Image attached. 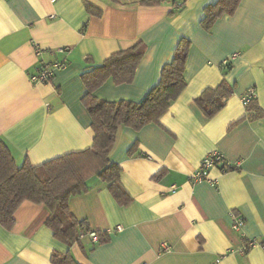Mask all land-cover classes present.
<instances>
[{
  "label": "crops",
  "instance_id": "obj_1",
  "mask_svg": "<svg viewBox=\"0 0 264 264\" xmlns=\"http://www.w3.org/2000/svg\"><path fill=\"white\" fill-rule=\"evenodd\" d=\"M141 1L0 0V140L18 166L92 146L81 79L86 69L142 42L146 52L132 82L109 79L94 91L104 101L140 102L160 82L180 41L190 42L187 85L168 112L159 123L118 131L109 159L122 171L130 202L120 205L96 177L69 200L90 231L109 234L104 241L92 243L85 234L67 246L45 224L49 209L26 201L11 230L0 224V264H53L54 252H70L78 264H264V0H241L209 29L202 24L205 9L218 0ZM87 5L102 14H90ZM67 46L69 55L53 54ZM56 59L67 61L65 69L47 84L30 82L40 60ZM223 81L233 92L207 117L196 99ZM252 88L256 101L246 108L242 96ZM213 151L239 168L215 167L213 183H192ZM232 213L245 220L239 231ZM248 240L256 244L244 250Z\"/></svg>",
  "mask_w": 264,
  "mask_h": 264
},
{
  "label": "trees",
  "instance_id": "obj_2",
  "mask_svg": "<svg viewBox=\"0 0 264 264\" xmlns=\"http://www.w3.org/2000/svg\"><path fill=\"white\" fill-rule=\"evenodd\" d=\"M168 1L142 0L141 3L158 6ZM240 1L218 0L206 7L203 26L209 29L218 18L233 14ZM86 9L92 15L102 14L89 5ZM189 49L190 42L181 40L173 59L163 67L160 82L140 102L104 101L95 97L94 91L109 79L116 85L132 82L146 52L142 42L112 54L100 65L86 69L81 74L88 89L83 103L91 115L95 136L92 146L85 151L69 153L38 166H33L28 160L18 166L7 145L0 140V224L11 230L15 224V212L26 201L44 204L50 211L46 226L56 240L72 246L80 235L90 232V227L87 221H79L72 214L69 200L86 192V183L93 177L107 184L120 205H127L130 197L120 180L122 171L109 159L118 131L122 126L139 130L147 124L159 123L186 88L185 70ZM232 92L223 81L216 89H206L196 99V103L207 117H213L225 105ZM255 101L251 100L246 108ZM97 234L98 243L104 241L105 235H109ZM51 260L53 264H78L70 252H54Z\"/></svg>",
  "mask_w": 264,
  "mask_h": 264
},
{
  "label": "built area",
  "instance_id": "obj_3",
  "mask_svg": "<svg viewBox=\"0 0 264 264\" xmlns=\"http://www.w3.org/2000/svg\"><path fill=\"white\" fill-rule=\"evenodd\" d=\"M182 3H176L174 6L177 10H180L182 8ZM36 51L38 56H42L43 53L45 52L43 49H41L39 46L36 47ZM54 53H60L69 55L71 53V47H62L59 48L56 52ZM67 66V61L66 60H52L50 62H46L43 60H40L39 65L36 67L35 72L30 76V82L34 85H39V84H47L51 81L53 75L55 72L60 71L65 69ZM256 99V93L255 89H249L243 96H242V102L245 107L249 105L251 100ZM215 167L221 168L223 172L227 171H232V170H237L239 168V164H233L230 163L225 159V157L218 151H213L206 155L203 160L200 162L198 168L192 173L190 177V181L192 183H200V182H208V183H213L209 178V171ZM177 188L172 187V191H175ZM232 216V227L235 230H241L244 225H245V220L241 216H238L234 213L231 214ZM123 227L118 226L116 227V231H121ZM85 235H80L78 237L79 240L84 238ZM87 237L90 239L92 243H98L99 242V236L97 232L95 231H90L87 234ZM256 242L254 240H248L244 244V250H248L252 248ZM170 250L169 245L165 244L163 245V251L167 252Z\"/></svg>",
  "mask_w": 264,
  "mask_h": 264
}]
</instances>
